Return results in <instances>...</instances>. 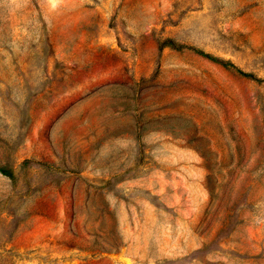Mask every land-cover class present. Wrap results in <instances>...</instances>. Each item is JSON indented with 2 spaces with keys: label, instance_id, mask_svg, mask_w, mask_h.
Here are the masks:
<instances>
[{
  "label": "rangeland",
  "instance_id": "obj_1",
  "mask_svg": "<svg viewBox=\"0 0 264 264\" xmlns=\"http://www.w3.org/2000/svg\"><path fill=\"white\" fill-rule=\"evenodd\" d=\"M0 264H264V0H0Z\"/></svg>",
  "mask_w": 264,
  "mask_h": 264
},
{
  "label": "trees",
  "instance_id": "obj_2",
  "mask_svg": "<svg viewBox=\"0 0 264 264\" xmlns=\"http://www.w3.org/2000/svg\"><path fill=\"white\" fill-rule=\"evenodd\" d=\"M199 53H201L202 55L209 57L211 59H214L215 61L220 62L221 64H223L226 67H230L232 69H234L235 71H237L238 73H240L241 75H244L246 77H250V78H254V79H258L253 73L251 72H247L244 71L243 69L239 68L237 65H235L233 62L229 61V60H221L209 53L203 52L201 50H198Z\"/></svg>",
  "mask_w": 264,
  "mask_h": 264
}]
</instances>
